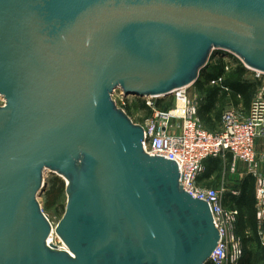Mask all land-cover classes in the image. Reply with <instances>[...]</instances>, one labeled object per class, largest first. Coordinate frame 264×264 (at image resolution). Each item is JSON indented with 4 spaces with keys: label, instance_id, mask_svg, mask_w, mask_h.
Returning a JSON list of instances; mask_svg holds the SVG:
<instances>
[{
    "label": "water",
    "instance_id": "95a60500",
    "mask_svg": "<svg viewBox=\"0 0 264 264\" xmlns=\"http://www.w3.org/2000/svg\"><path fill=\"white\" fill-rule=\"evenodd\" d=\"M218 52L264 73V0H0V264L209 262L208 203L113 94L169 96ZM46 170L65 180L54 228Z\"/></svg>",
    "mask_w": 264,
    "mask_h": 264
},
{
    "label": "built area",
    "instance_id": "2783aa9c",
    "mask_svg": "<svg viewBox=\"0 0 264 264\" xmlns=\"http://www.w3.org/2000/svg\"><path fill=\"white\" fill-rule=\"evenodd\" d=\"M254 72L257 78L262 76L264 80L263 72ZM220 81L218 77L210 83ZM191 85L175 89L172 93L173 106L166 110L156 107L153 97H142L145 105L152 109V116L140 124L144 132L142 145L151 155L174 160L178 165L182 188L208 203L220 234L209 261L212 264H232L241 255V243L235 236L238 212L227 209L219 191L200 185L198 177L204 161L211 157L228 155L235 164H244L246 174H251L255 179L256 218L259 234L264 238V152H258L255 148L256 139L264 138V98L261 95L253 98L245 115L234 108L224 111L220 129L210 132L200 124L198 101L190 93ZM119 96L120 101L124 102L125 96L121 91ZM235 166L232 170H235Z\"/></svg>",
    "mask_w": 264,
    "mask_h": 264
},
{
    "label": "trees",
    "instance_id": "16d2710c",
    "mask_svg": "<svg viewBox=\"0 0 264 264\" xmlns=\"http://www.w3.org/2000/svg\"><path fill=\"white\" fill-rule=\"evenodd\" d=\"M225 65L226 63L220 60L219 65L211 71H208L210 67L207 65L200 71L198 79L195 82V86L206 91L207 100L200 103L198 117L210 129V132H216L220 129L221 117L219 115L221 114H219V111H216V104L219 102L220 97L224 99V97L230 96V98L235 100L234 104H237L236 98L241 97L243 99L244 110L240 112L245 115L248 113L252 100L251 94L256 90L258 84L255 79L245 77L247 68L242 63L237 64L229 73L225 72ZM221 76L223 80L220 84L210 85L212 80ZM130 105L150 110L143 101H132ZM155 106L166 110L172 106V103L171 101L164 102L163 99H156ZM126 107L130 106L126 105ZM208 160L212 161H210L206 171L200 174L198 182L203 178H207L219 168V160L217 158H208ZM237 189L236 193L234 192L235 190L224 192L222 197L223 205L227 209H234L238 212L235 221V233L240 237L243 248L242 254L236 261V264H260L262 262L263 253L261 252L263 251L264 243H262L260 238L259 225L256 218L254 177L251 174H245L240 180ZM63 191V181L55 177L52 179V186L47 191V195H52V203L54 204L60 198ZM206 264L212 263L209 261Z\"/></svg>",
    "mask_w": 264,
    "mask_h": 264
},
{
    "label": "rangeland",
    "instance_id": "374dc122",
    "mask_svg": "<svg viewBox=\"0 0 264 264\" xmlns=\"http://www.w3.org/2000/svg\"><path fill=\"white\" fill-rule=\"evenodd\" d=\"M226 55V56H225ZM222 60L226 63L224 70L225 72L231 71V69H233L237 64L241 63L238 59H236L232 54L230 53H215L210 59H209V63H208V67H210L208 71L213 70L215 67H217L219 65V61ZM239 61V62H237ZM244 65V64H243ZM247 68V73L245 75L246 78L248 79H255L258 84L256 87V90L251 94V99L255 98L256 96L261 95L264 98V91H262L263 89V77L260 76L259 78H257L255 76V72L254 69L246 67ZM221 81L216 83V84H220L223 80V77L221 76ZM217 79V78H216ZM216 84H210V85H216ZM191 85V84H190ZM206 89V88H205ZM190 93L194 94L196 96V99L198 101V106L200 105V103L204 102L207 100L206 98V91H203L202 89H199L197 86H195V83H193L190 87ZM129 96V95H128ZM125 96L124 97V102L120 101V96H119V91L116 90L113 94V99L115 101H117V105L122 108L126 114L129 116V118L137 124H144V122L146 120H148L151 116H152V109L149 108L150 110H146V109H142V108H137L135 105H130V103H132V101H144L142 100V98H138L135 96ZM156 99H163L164 102L167 101H171L172 106H173V96L172 94L166 97H159V98H152V100L156 101ZM250 99V100H251ZM237 104L235 103V100L230 98V96L228 97H224L219 99V102L216 104L217 108L216 111H219L222 115V113L228 109L234 108L238 111H243L244 109V105H243V99L241 97H237L236 98ZM3 104V100L0 97V105ZM126 105H129L130 107H126ZM171 106V107H172ZM170 107V108H171ZM221 115H219V117H221ZM199 121L201 126L210 131V129L204 125L202 123L201 118L199 117ZM217 121V120H216ZM220 126V124H219ZM211 158H217L219 160V168L215 171L212 172L207 178H203L202 180H200V185L202 186H206L209 188H214L216 190L219 191L220 195H221V199H223V193L226 191H231V190H235L234 192H237V186L240 182V180L244 177H241V172L236 170V166L237 164H235L231 157H229L228 155L225 157H211ZM210 159V158H209ZM207 160V161H206ZM204 161V165H203V170L202 173L203 174L206 171L207 166L210 164V161L212 160H208L206 159ZM233 165L235 166V170H232ZM58 178L60 180L63 181L64 184V191L62 193V195L60 196L59 199H57V201L53 204L52 203V195H47V191L50 190L51 186H52V179L54 178ZM43 181L45 182L46 186L43 190V192L38 196V201L41 205L42 211L46 214V216L48 217L50 223L52 224V227L54 228L55 225L58 223V221L60 220V218L62 217L63 213H64V209H65V205H66V193H65V180L61 177L58 176L57 174L51 172L50 170H46L43 173ZM54 237H52V240L50 241L52 244L61 247L62 245V241L61 239L58 237V235L54 232ZM236 238L240 241V243L242 242L240 237L238 235H236ZM261 241L262 243H264V239L262 238V235H260ZM242 243H241V254H242ZM263 253L262 255V262L260 264H264V248L263 251L261 252ZM241 256V255H240ZM232 264H236V263H232Z\"/></svg>",
    "mask_w": 264,
    "mask_h": 264
},
{
    "label": "crops",
    "instance_id": "0c3cea01",
    "mask_svg": "<svg viewBox=\"0 0 264 264\" xmlns=\"http://www.w3.org/2000/svg\"><path fill=\"white\" fill-rule=\"evenodd\" d=\"M255 148L258 152H264V138L256 139ZM236 170L241 172V175H240L241 177L245 176L246 166L244 164H242V163L237 164Z\"/></svg>",
    "mask_w": 264,
    "mask_h": 264
},
{
    "label": "bare ground",
    "instance_id": "6f19581e",
    "mask_svg": "<svg viewBox=\"0 0 264 264\" xmlns=\"http://www.w3.org/2000/svg\"><path fill=\"white\" fill-rule=\"evenodd\" d=\"M225 56H226V55H225ZM129 96H134V95H129ZM129 96H128V97H129ZM135 97H137V96H135ZM138 98H142V97H138ZM54 235H55V234H54V230H52V232H51V234H50V236H49V238H48V242H50V241L52 240V237H54ZM61 247H62V248H66L65 245H64V243H62Z\"/></svg>",
    "mask_w": 264,
    "mask_h": 264
}]
</instances>
